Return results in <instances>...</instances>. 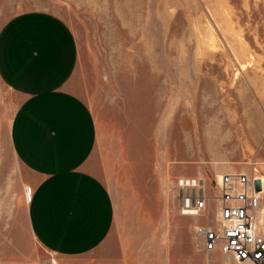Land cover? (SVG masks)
<instances>
[{
  "label": "rangeland",
  "instance_id": "obj_1",
  "mask_svg": "<svg viewBox=\"0 0 264 264\" xmlns=\"http://www.w3.org/2000/svg\"><path fill=\"white\" fill-rule=\"evenodd\" d=\"M38 11L76 39L68 86L93 115L90 162L114 219L82 256L34 239L33 186L10 144L22 97L0 79V264H243L205 252L195 227L218 228V173L264 178V0H0V32ZM179 176L203 180V216L180 215Z\"/></svg>",
  "mask_w": 264,
  "mask_h": 264
},
{
  "label": "crops",
  "instance_id": "obj_2",
  "mask_svg": "<svg viewBox=\"0 0 264 264\" xmlns=\"http://www.w3.org/2000/svg\"><path fill=\"white\" fill-rule=\"evenodd\" d=\"M77 53L69 26L48 12L21 14L0 32V79L22 97L10 144L33 186L28 227L49 252L69 258L101 245L114 219L110 194L90 162L93 115L68 86Z\"/></svg>",
  "mask_w": 264,
  "mask_h": 264
},
{
  "label": "built area",
  "instance_id": "obj_3",
  "mask_svg": "<svg viewBox=\"0 0 264 264\" xmlns=\"http://www.w3.org/2000/svg\"><path fill=\"white\" fill-rule=\"evenodd\" d=\"M244 172H227L216 179L218 196V228L196 225V235L202 240L203 250L231 256L237 263H264V216L259 209L263 185L256 191L254 180ZM178 210L185 217H201L207 211L209 196L204 182L195 176H179L174 182ZM28 200L31 191L27 193Z\"/></svg>",
  "mask_w": 264,
  "mask_h": 264
},
{
  "label": "bare ground",
  "instance_id": "obj_4",
  "mask_svg": "<svg viewBox=\"0 0 264 264\" xmlns=\"http://www.w3.org/2000/svg\"><path fill=\"white\" fill-rule=\"evenodd\" d=\"M244 173L248 174L249 176H256L254 173H252V174H249L247 172H244ZM220 175L221 174H219V173L216 175L217 180L219 179ZM257 177L259 180H262L263 193H264V178L262 176H257ZM30 191H31V189H30ZM261 205H262V203H261ZM259 212H260L261 216L263 217L264 216V207L260 206ZM216 219L218 220V216H216ZM240 263H242V262H240Z\"/></svg>",
  "mask_w": 264,
  "mask_h": 264
},
{
  "label": "water",
  "instance_id": "obj_5",
  "mask_svg": "<svg viewBox=\"0 0 264 264\" xmlns=\"http://www.w3.org/2000/svg\"><path fill=\"white\" fill-rule=\"evenodd\" d=\"M254 187L257 192L261 190V183L259 179L254 180Z\"/></svg>",
  "mask_w": 264,
  "mask_h": 264
}]
</instances>
